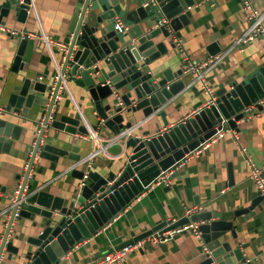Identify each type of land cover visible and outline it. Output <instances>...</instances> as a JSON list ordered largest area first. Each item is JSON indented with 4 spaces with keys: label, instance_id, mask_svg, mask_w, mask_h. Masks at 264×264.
<instances>
[{
    "label": "water",
    "instance_id": "obj_1",
    "mask_svg": "<svg viewBox=\"0 0 264 264\" xmlns=\"http://www.w3.org/2000/svg\"><path fill=\"white\" fill-rule=\"evenodd\" d=\"M74 1L76 6L68 40L63 43V48H58V78L42 81L40 74L36 78L23 77L14 85L4 111L0 112V149L4 146L5 151H11L14 142H22L30 158L21 188L18 193L16 189L13 193L16 202L11 201L0 210V218L4 216L8 221L5 232L0 233V264H5V252H8V261L21 252L26 264H58L76 244L110 223L162 172L174 167L218 131L229 128L239 132L240 121H247L254 109H264L263 62L242 81L217 91L213 103L184 121L170 125L164 109L185 88L187 72L184 63L176 71L167 68L161 72H155L152 64L180 47L175 37L190 23V8L195 5V0ZM31 7L32 0H0V23L11 12H15L20 21H25ZM118 21L126 29L118 31L115 28ZM28 43L29 39H21L12 71L24 68L23 57ZM208 51L214 56L221 48L214 43ZM71 82L85 90L102 124L114 135L141 122L121 142L124 159L119 172H106L97 162L88 168L85 163H79L84 157L79 153L78 138L69 142L60 139L59 133L51 136V128L72 136L89 133L83 118L65 113L57 102L58 96L66 92L61 86ZM119 99L124 105L117 106ZM3 112L5 115L1 116ZM138 114L143 119L130 120ZM35 115H41L32 123L40 129L39 134L27 124ZM154 117H161L163 125L156 122L155 130L138 132ZM17 118H21L23 124H16ZM90 126L94 131L98 129L96 124ZM26 138L31 139L26 142ZM36 158L50 160L52 168L60 160L76 163L68 169L80 183L68 196L36 187L30 181ZM175 178H179V170L169 176L171 181ZM229 183L234 184L232 171ZM166 188L171 189L170 186ZM263 201L264 197L259 195L249 208L236 211L235 219ZM36 215L44 219L40 232L23 244H14V239L18 240L19 236L10 238L13 223L26 218L32 221L33 227H38ZM235 219L215 218L213 207L207 206L190 216L158 222L115 249L136 244L161 229L174 230L196 223L201 235L198 264H246L242 249L234 246L232 241L237 239Z\"/></svg>",
    "mask_w": 264,
    "mask_h": 264
},
{
    "label": "crops",
    "instance_id": "obj_2",
    "mask_svg": "<svg viewBox=\"0 0 264 264\" xmlns=\"http://www.w3.org/2000/svg\"><path fill=\"white\" fill-rule=\"evenodd\" d=\"M32 8L25 21H20L15 12L4 18L2 24L17 30L39 32L43 30L47 35L51 47L40 39H30L23 61L24 68L18 72L12 71L20 39L0 31V106L5 107L14 85L23 77L36 78L42 76V81H53L58 73L60 62V43H65L69 34V25L74 13V0H32ZM191 7L190 23L183 27L176 35L175 41L179 48L162 56L152 64L155 72L167 68L174 71L179 69L186 59L202 63L211 55L208 48L217 43L223 53L248 28L247 11L241 0H195ZM256 8H264V0H253ZM219 54V53H218ZM264 62V37L259 36L255 41L235 47L213 68L204 74V79L216 94L217 91L240 82L259 64ZM45 76L47 78H45ZM185 88L174 96L165 107L166 118L170 125L184 121L197 110L203 108L210 100V96L202 89L201 82H194V76L187 73L184 76ZM68 90L57 100L62 110L75 117L85 118L86 122L98 125L101 143L108 144L107 152L96 157L95 162L106 171L119 172L123 165V149L121 141L110 144L116 138L113 132L105 127L96 109L83 88L74 82L67 83ZM4 114L1 116L5 115ZM41 115L30 117L27 122L32 130L37 126L33 121ZM143 119L138 114L133 122ZM128 120V119H127ZM16 124H23L21 118L14 120ZM163 125L161 117H154L146 122L138 132L155 130V123ZM239 132L228 133L211 145L199 157H190L179 168V178L170 181L169 185L156 186L145 189L124 210L110 222L107 229L101 228L97 233L84 238L76 244L64 260L58 264H94L108 252L116 250L120 243L150 230L163 220H177L186 216L189 209L213 207L215 218L235 219V212L249 208L259 194L257 187L250 179L249 167L241 154V148H246L248 157L262 168L264 176V109H254L247 121L239 122ZM31 130V131H32ZM231 129L226 128L224 131ZM31 131L29 137L31 136ZM51 136L59 133L60 139L69 142L79 139L81 146L79 153L87 156L93 149V143L80 137L72 136L64 131L51 128ZM31 138H26L29 141ZM57 143V140H53ZM68 143L67 148L70 149ZM4 148V146H3ZM0 149V210H4L10 203L15 189L22 184L29 164L28 150L22 142H14L11 151ZM9 149V148H8ZM51 161L36 158L30 181L45 191L55 195L68 196L80 183L68 166L73 162L60 160L55 168ZM110 166V167H109ZM232 171L234 184L230 185L229 176ZM170 186L171 189L168 190ZM199 209V210H200ZM38 227L32 226L30 219L22 218L13 223L11 239L14 244H23L30 236L38 234L42 227L43 218L36 215ZM4 216L0 218V233L7 227ZM237 239L232 240L234 246L242 249L246 264H264V201L242 214L234 220ZM165 230V229H164ZM155 233V232H154ZM201 247L200 240L192 232L177 234L168 242L152 243L144 241L141 246L132 250L126 257L127 264H198L197 255ZM5 264H26L21 258V252L12 256L8 261L5 252ZM118 264V263H111Z\"/></svg>",
    "mask_w": 264,
    "mask_h": 264
},
{
    "label": "built area",
    "instance_id": "obj_3",
    "mask_svg": "<svg viewBox=\"0 0 264 264\" xmlns=\"http://www.w3.org/2000/svg\"><path fill=\"white\" fill-rule=\"evenodd\" d=\"M241 2L243 3L244 10H246L248 12L247 18H248L249 26H248L247 30L241 36H239L234 41V43L223 53H219V54H216L214 56H211L207 60L203 61L202 63H196V62L190 61L189 59H186L184 62L185 71L187 73L193 74L194 82H201L202 83V89L204 90V92L206 94H208L210 96V100L206 105L213 103L217 99V96H216V94H214V92L211 90V88L209 87V85L205 81L204 74L209 69L213 68L218 62H220L235 47L242 46L246 43L255 41L257 39V37H259V36L264 37V8L262 10L256 8L253 4V0H241ZM32 4H33V1H32ZM115 28L118 31H123V29H126L124 24L120 21L116 22ZM0 31L7 33L10 36L17 37L20 40L26 39V38L29 40L30 39H40V40L44 41L46 43V45H48L49 48L51 47L49 39L43 30H40L39 32H31V31L29 32V31L17 30L14 28H10V27H7L4 24L0 23ZM59 45H61L59 47H62V48L64 47L63 43H60ZM58 70H59V68H58ZM56 78H58V76H56ZM61 90H64V91L68 90L67 83H64L61 86ZM60 98H61V95L58 96L57 100H59ZM116 104H117V106L124 105V103L121 101V99H119V101ZM199 110H197L194 114L199 112ZM2 111H4V107L0 106V112H2ZM83 120L86 123V126L89 130V133L86 135H80V137H83L84 139L89 140L91 143H93V149L79 163H85L88 166V168H90V167H92L93 163L95 162L96 157L107 152L108 144L101 143V141H100L101 136L99 134V131L98 130H96V131L92 130L90 124L88 122H86L85 118H83ZM140 123L141 122L136 123L132 127L123 130L118 136H116L115 139L111 140V142H109V143L112 144V143H115L117 141L122 142L124 139H126L127 137H129L132 134L134 129L136 127H138V125ZM41 125H43V121H41ZM39 132H40V129H37L38 134H39ZM234 132L235 131H233V130H229V131L220 130V131H218L211 138L202 142L194 151L187 154L185 156V158L183 160H181L179 163H177L174 167H172L171 169H169L166 172H162L160 174V176L157 177L153 181L151 186L147 189L150 190L156 186L169 185L170 181H171V180H169L170 174L172 172H174L175 170H178L179 168H181L185 164V162H187V160L190 157H199L207 149H209L212 144H214L215 142H217L220 139H224L228 133H234ZM233 135H235V133ZM240 151H241V154L244 157V159H245V161L249 167L250 179H252L253 182L255 183V185L257 187L258 194L264 197V176H263L262 168L259 167L254 162L253 159H251L250 157L247 156L246 148H241ZM76 165H77L76 163L73 164V166H76ZM27 168H28V164L26 165V169ZM31 177H32V174H30V178ZM20 188H21V184L16 189V193L19 192ZM11 201L13 203L16 202V195L11 198ZM199 209L200 208H194V209L187 210L186 216H190L192 213L199 211ZM108 227H110V223L106 224L103 227V229H107ZM183 232H192V233H194V235L199 240L201 239V235L197 231V224L196 223L185 224V225H183L179 228H176L174 230L161 229V230L151 234L146 239H143V240L137 242L136 244H131V245L125 246L123 248L108 252L102 258H100L97 262H95L94 264H111V263L127 264L126 263L127 255L132 250H135L138 246H141L142 243H144V241L150 240V242H152L154 244L159 243V242H168L171 239H173L177 234H180Z\"/></svg>",
    "mask_w": 264,
    "mask_h": 264
}]
</instances>
